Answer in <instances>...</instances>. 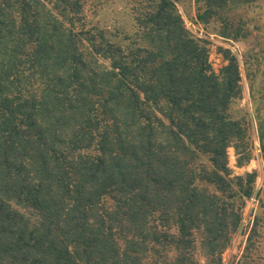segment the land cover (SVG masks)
I'll return each instance as SVG.
<instances>
[{"label": "trees", "instance_id": "obj_1", "mask_svg": "<svg viewBox=\"0 0 264 264\" xmlns=\"http://www.w3.org/2000/svg\"><path fill=\"white\" fill-rule=\"evenodd\" d=\"M87 1L0 0V264H221L256 177L228 165L230 147L251 159L228 113L238 59L221 47L211 68L183 0L140 10L145 45L126 55L86 27ZM255 1L195 0L196 20L246 40Z\"/></svg>", "mask_w": 264, "mask_h": 264}, {"label": "rangeland", "instance_id": "obj_2", "mask_svg": "<svg viewBox=\"0 0 264 264\" xmlns=\"http://www.w3.org/2000/svg\"><path fill=\"white\" fill-rule=\"evenodd\" d=\"M151 2L154 3V0H88L84 6L82 21L87 28L93 29V32L120 43L127 55L135 47L145 45L139 36L141 29L135 18L140 10L151 9ZM176 6L186 29L193 36L206 40L208 61L215 72H219L226 64L222 54L219 53L221 47L228 49L239 61L242 96L230 105L228 113L235 120L247 119L248 125L245 128L247 132L249 131L250 139L248 148L242 146L246 147L244 151L250 153L251 159L245 165L237 166L236 152L230 147L227 150L228 165L232 177H245L248 173H255L256 177L251 184V196L242 205L236 203V207L241 205V220L239 228L232 235L229 247L222 255L221 264H264V160L245 70V59L248 56L256 85V102L260 105L264 116V0H256L253 5L241 8L243 19L251 30V35L246 40H232L219 36L217 32L219 25L216 21L209 24L199 23L196 20L198 4L195 0L176 2ZM104 63L106 66L109 65L107 60ZM244 181L246 184V180ZM233 189V191L238 190Z\"/></svg>", "mask_w": 264, "mask_h": 264}]
</instances>
